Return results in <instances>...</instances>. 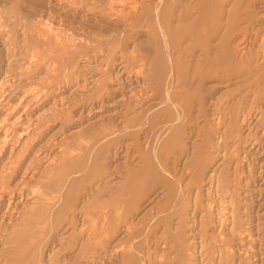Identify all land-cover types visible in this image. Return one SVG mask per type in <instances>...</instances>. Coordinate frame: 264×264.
<instances>
[{"label": "rangeland", "instance_id": "obj_1", "mask_svg": "<svg viewBox=\"0 0 264 264\" xmlns=\"http://www.w3.org/2000/svg\"><path fill=\"white\" fill-rule=\"evenodd\" d=\"M0 264H264V0H0Z\"/></svg>", "mask_w": 264, "mask_h": 264}, {"label": "bare ground", "instance_id": "obj_2", "mask_svg": "<svg viewBox=\"0 0 264 264\" xmlns=\"http://www.w3.org/2000/svg\"><path fill=\"white\" fill-rule=\"evenodd\" d=\"M162 1H164V0H162ZM191 1H192V0H191ZM201 1H202V0H201ZM141 2H142V1H141ZM193 2H194V1H193ZM205 2H206V4H207L208 1H205ZM222 2H223V1H222ZM226 2H227V1H226ZM150 3H151V2H150ZM159 3H160V2H159ZM184 3H185V2H184ZM188 3H189V2H188ZM188 3H187V5H188ZM197 3H198V1H197ZM137 4H138V3L134 4V6L137 5ZM140 4H141V3H140ZM189 4H190V3H189ZM193 4H196V1H195V3H193ZM206 4H205V6H206ZM211 4H212V3H211ZM150 5H151V4H150ZM174 5H175V4H174ZM218 5H219V4H218ZM137 6H138V5H137ZM190 6H191V4H190ZM192 6H193V5H192ZM195 6H196V5H195ZM213 6H214V5H213ZM112 7H113V6H112ZM112 7H111V9H112ZM139 7H140V6H139ZM148 7L150 8V6H148ZM216 7H217V6H216ZM130 8H131V6L129 7V10H130ZM137 8H138V7H137ZM137 8H135V9H137ZM142 8H143V7H142ZM142 8H141V9H142ZM144 8H145V7H144ZM189 8H190V7L187 6V9H189ZM193 8H194V6H193ZM196 8H198V7H196ZM196 8H195V9H196ZM213 8H214V7H213ZM117 9H118V8H117ZM127 9H128V8H127ZM132 9H133V8H132ZM170 9H172V8H170ZM204 9H205V8H204ZM217 9H218V7H217ZM125 10H126V9H125ZM142 10H147V9H142ZM172 10H173V9H172ZM211 10H212V9H211ZM114 11H116V10L114 9ZM133 11H134V10H133ZM179 11H181V10H179ZM124 12H126V11H123V14H124ZM136 12H137V10L135 11V14H136ZM144 12H145V11H144ZM177 12H178V11H177ZM185 12H186V10H185ZM190 12H191V11H190ZM192 12H193V10H192ZM202 12L204 13V12H206V10H205V11L202 10ZM211 12H213V11H211ZM129 13H133V12L130 11ZM129 13H128V15H129ZM141 13H142V12H141ZM213 13H214V12H213ZM216 13H217V12H216ZM110 14H111V13H110ZM114 14H115V13H114ZM126 14H127V13H125L124 15H126ZM205 14H206V13H205ZM218 14H219V13H218ZM228 14H230V13H228ZM116 15H117V14H116ZM116 15H115V16H116ZM121 15H122V14H121ZM131 15H132V14H131ZM136 15H137V14H136ZM145 15H146V14H145ZM157 15H158V13H157ZM159 15H160V14H159ZM183 15H184V13H183ZM183 15H182V16H183ZM187 15H189V14H187ZM206 15H207V14H206ZM216 15H217V14H216ZM107 16H108V15H107ZM111 16H112V15H111ZM134 16H135V15H134ZM142 16H143V15H142ZM142 16H141V17H142ZM171 16H172V15H171ZM176 16H177V15H176ZM182 16H181V18H182ZM204 16H205V15H204ZM225 16H226V15H225ZM228 16H230V15H228ZM131 17H132V16H131ZM141 17H140V18H141ZM159 17H160V16H159ZM186 17H187V16H186ZM201 17H202V16H201ZM210 17H211V14H210ZM126 18H127V17H126ZM132 18H133V17H132ZM136 18H137V17H136ZM179 18H180V17H179ZM183 18H185V17L183 16ZM226 18H227V17H226ZM169 19H170V21H171V18H169ZM191 19H192V18H190V19L187 18V20H186V19H182V20H184V21L186 20V22H187V21L189 22V20H191ZM196 19H197V18H196ZM203 19H204V17H203ZM203 19H202V21H203ZM206 19H207V18H206ZM133 20H134V19H133ZM159 20H160V19H159ZM223 20H224V18H223ZM223 20H222V22H223ZM134 21H135V20H134ZM175 21H176V20H175ZM179 21H180V20H179ZM179 21H178V22H179ZM192 21H193V20H192ZM192 21H190V22H192ZM157 22H158V21H157ZM169 23H170V22H169ZM176 23H177V22H175V24H176ZM202 23H203V22H202ZM202 23H201V24H202ZM157 24H158V27L161 26L160 29L162 30V28H163V27H162V24H161V23H157ZM159 24H161V25L159 26ZM230 24H231V23H230ZM188 25H189V24H188ZM200 26H201V25H200ZM200 26H199V27H200ZM230 26H231V25H230ZM230 26H229V28H230ZM174 28H175V27H174ZM130 31H131V30H130ZM164 32H165V31H164ZM164 32H163V34H164ZM173 32H174V31H173ZM182 33H183V32H182ZM165 34H166V33H165ZM165 34L162 35V37H163V36L165 37V36H166ZM123 35H124V34H123ZM159 35H160V34H159ZM224 35H226V34L224 33ZM160 36H161V35H160ZM166 37H168V36H166ZM198 37H199V36H198ZM198 37H197V38H198ZM57 38H58V37H57ZM59 38H60V40H62L61 37H59ZM123 38H126V37H122L121 39H123ZM222 38L225 39V37H221V39H222ZM160 39H161V38H160ZM164 39H165V38H164ZM195 39H196V38H195ZM58 40H59V39H58ZM58 40H57V41H58ZM124 40H125V39H124ZM167 40H168V39H167ZM192 40H193V39H192ZM198 40H199V39H198ZM201 42H202V41H201ZM207 43H208V42H206L205 44H207ZM60 44H61V43H60ZM197 44H198V43H197ZM200 44H201V43H200ZM190 46H191V45H190ZM156 49H157V48H156ZM163 49H164V48H163ZM163 49H162V51H163ZM173 49H174V48H173ZM189 49H190V48H189ZM164 50H165V49H164ZM166 50H167V49H166ZM169 52H170V51H169ZM169 52H168V53H169ZM162 53H163V52H162ZM162 53H161V54H162ZM180 53H181V52H180ZM163 55H164V54H163ZM170 55H171V54H170ZM158 56H159V55H158ZM161 56H162V55H161ZM165 56H166V55H165ZM208 56H209V55H208ZM174 57H176V55H175ZM154 58H155V57H154ZM172 58H173V57H172ZM173 59H174V58H173ZM161 60H162V58H161ZM167 60H168V58H167ZM168 61H169V60H168ZM174 61H176V59H174ZM177 61H178V60H177ZM169 62H170V61H169ZM172 63H173V62H172ZM175 64H177V63H175ZM170 65H171V63H170ZM177 65H178V64H177ZM174 67H176V66L174 65ZM135 68H136V66H135ZM173 70H175V69H173ZM207 70H208V69H207ZM210 70H211V69H210ZM137 71H138V70H137ZM141 71H142V70H141ZM141 71H139V72H141ZM214 74H215V73H214ZM225 74H226V73H225ZM216 75H217V74H216ZM216 75H215V76H216ZM226 75H227V74H226ZM228 75H229V73H228ZM169 77H170V76H168V78H169ZM160 81H161V80H160ZM171 81H172V80H171ZM167 82H168V81H167ZM174 82H175V80H174ZM169 84H170V83H169ZM171 84H174V83L172 82ZM176 85H177V84H176ZM185 86H186V84H185ZM161 87H162V86H161ZM166 87H167V85H166ZM170 88H171V87H170ZM170 88H167V89H170ZM165 90H166V89H165ZM170 90H171V89H170ZM174 90H175V89H174ZM166 92H167V90H166ZM168 92H169V90H168ZM168 92H167V93H168ZM163 93H164V92H163ZM170 93H171V91H170ZM168 94H169V93H168ZM172 94H174V93H172ZM164 95H165V94H164ZM166 96H168V95H166ZM170 97H171V96H170ZM175 97H176V96H175ZM38 98H39V97H38ZM164 98H165V97H164ZM172 99H173V98H172ZM175 99H176V98H175ZM175 99H173V100H175ZM159 100H160V97H159ZM163 100H164V99H163ZM163 100H162V101H163ZM162 101H161V103H162ZM166 101H167V100H166ZM166 101H165V102H166ZM163 102H164V101H163ZM168 103H169V101H168ZM169 104H171V103H169ZM173 104H175V103L173 102ZM231 104H232V103H231ZM174 106L176 107V105H174ZM231 107H232V106H231ZM232 108H233V107H232ZM172 109H173V108H172ZM175 109H176V108H175ZM173 110H174V109H173ZM180 110H181V109H180ZM189 110H190V109H189ZM199 110H200V109H199ZM199 110H198L197 112H199ZM203 110H204V109H203ZM176 111H178V109H176ZM178 112H179V111H178ZM188 113H189V112H188ZM202 113H203V112H202ZM190 114H191V112H190ZM196 114H197V113H196ZM20 115H21V114H20ZM184 115H185V114H184ZM179 116H180V115H179ZM224 116H225V115H224ZM224 116H223V117H224ZM182 117H183V116H182ZM185 117L187 118V116H185ZM176 118H177V117H176ZM226 118H227V117H226ZM179 119H180V118H179ZM221 120H222V119H221ZM178 121H179V120H178ZM183 123H185V122H183ZM188 123H189V122H188ZM181 124H182V123H181ZM181 124H180V125H181ZM23 126H24V125H23ZM218 126H220V125H218ZM230 128H231V127H230ZM230 128H229V129H230ZM229 129H228V130H229ZM231 129H232V128H231ZM170 130H171V129H170ZM228 130H227V131H228ZM26 133H27V132H26ZM206 133H207V132H206ZM23 135H24V134H23ZM176 135H177V134H176ZM221 135H222V134H221ZM221 135H220V136H221ZM209 136H210V135H209ZM222 138H223V137H222ZM206 140H207V139H206ZM209 140H211V139H209ZM175 142H176V140L174 141V143H175ZM209 142H210V141H209ZM217 142H218V141H217ZM221 142H222V141H221ZM223 142H224V141H223ZM225 143H226V142H225ZM216 144H217V143H216ZM210 145H211V144H210ZM206 148H207V147H206ZM207 149H208V148H207ZM201 153H202V152H201ZM203 153H204V149H203ZM193 156H194V155H193ZM188 158H189V157H188ZM166 167H167V166H166ZM173 167H174V166H173ZM200 167H201V166H200ZM141 169L143 170V172H142V177H145V178H143L145 184H144L142 187H140L139 190H140L141 193H146V192L149 193L151 189L149 188V187H150L149 185H148L149 187L147 186V184H149V181H150V180H149V173H147V169H148V168H147V169L145 168V170H144L143 168H141ZM169 169H170V168H169ZM149 170H150V169H148V171H149ZM201 170H202V169H201ZM167 171H168V170H167ZM169 171H170V170H169ZM169 171H168V173L170 174ZM150 173H151V171H150ZM159 173H160V172H159ZM200 173H202V171H201ZM213 173H214V172H213ZM213 173H211V174H212L211 176L209 175L210 177H208V178H210V179H208V180H213V179H212V178H213ZM160 174H161V173H160ZM160 174H159V175H160ZM166 174H167V172L165 173V175H166ZM174 174H175V170H174ZM153 175H154V174H153ZM153 175H152V176H153ZM155 175L157 176L158 173L156 174V172H155ZM163 175H164V174H163ZM170 175H171V174H170ZM216 175H218V173H216ZM161 176H162V175H161ZM173 176H174V175H173ZM154 177H155V176H153V178H154ZM163 177H164V176H163ZM168 177H169V176H168ZM170 177H171V176H170ZM215 177H216V176H215ZM218 177H219V175H218ZM219 178H220V177H219ZM155 179H156V178H155ZM157 179H158V178H157ZM159 179H160V178H159ZM215 179H216V178H215ZM153 180H154V179H153ZM151 181H152V180H151ZM154 181H155V180H154ZM159 181H160V180H159ZM202 181H203V180H202ZM206 181H207V180H206ZM175 182H176V181H175ZM179 182H180V181H179ZM209 182H210V181H209ZM216 182H217V180H216ZM150 183H151V182H150ZM160 183H161V182H160ZM217 183H218V182H217ZM176 184L178 185L179 183H176ZM214 184H215V183H213V185H214ZM180 185H182V184L180 183ZM187 186H188V185H187ZM189 186H190V185H189ZM177 187H178V186H177ZM179 187H180V186H179ZM167 188H168V193H165V191L162 190V194L165 193V197H166L167 199H169V198L171 197V194H170V192H171V187H170V185H169ZM167 188H166V192H167ZM184 188H185V187H184ZM184 188H183V189H184ZM162 189H163V188H162ZM188 189H189V188H188ZM198 189H199V187H198ZM179 190H180V188H179ZM181 190H182V189H181ZM200 190H201V189H200ZM208 190H209V189H208ZM210 190H211V189H210ZM188 191H189V190H188ZM181 192H182V191H181ZM183 192H184V191H183ZM183 192H182V193H183ZM192 192H193V191H192ZM211 192H212V191H211ZM187 193H188V192H187ZM190 193H191V192H190ZM190 193H189V194H190ZM215 193H216V192H215ZM179 194H180V193H179ZM197 194H198V193H197ZM216 194H217V193H216ZM180 195H181V194H180ZM186 195H187V194H185V196H186ZM162 196H163V195H162ZM195 196H196V195H195ZM176 197H177V196H176ZM178 197H179V195H178ZM178 197H177V198H178ZM183 197H184V196H183ZM220 197H221V196H220ZM158 198H160V196H159ZM180 199H182L183 201L185 200V199H183V198H180ZM219 199H222V198H219ZM175 200H176V199H175ZM174 202H175V201H174ZM179 202H180V201H179ZM122 203H123V202H122ZM143 203H144V202H143ZM221 203H222V201H221ZM121 205H122V204H121ZM140 205H141V204H140ZM158 205H159V204H158ZM176 205H178V202L176 203ZM179 205H180V204H179ZM225 205H226V204H225ZM182 206H183V205H182ZM119 207H121V206H119ZM174 207H175V206H174ZM178 207H179V206H178ZM178 207H177V208H178ZM180 207H181V205H180ZM114 208H115V207H114ZM168 210H169V209H168ZM168 210H166V211H168ZM170 210H171V208H170ZM216 211H217V210H216ZM168 212L170 213V211H168ZM158 213H159V212H158ZM165 213L167 214V212H165ZM158 215H159V214H158ZM163 215H164V214H163ZM166 217H167V216H166ZM232 219H233V218H232ZM118 220H119V219H118ZM223 220H224V219H223ZM123 221L126 222L125 219H124ZM168 222H169V221H168ZM220 222H221V221H220ZM150 223H151V222H150ZM166 223H167V222H166ZM108 224H109V225L106 226L105 231H108V229L110 228V226H112L110 223H108ZM167 225H168V223H167ZM222 225H223V224H222ZM232 226H233V224H232ZM168 227H169V226H168ZM223 227H224V226H223ZM119 228H120V227H119ZM170 228H171V227H170ZM170 228H169V229H170ZM171 229H173V228H171ZM230 230H231V229H230ZM171 231H172V230H171ZM176 231H177V230H176ZM172 232H173V231H172ZM178 232H179V231H178ZM175 233L178 234L177 232H175ZM173 234H174V233H173ZM165 236H166V235H165ZM176 236H177V238H178V235H176ZM230 238H231V237H230ZM108 240L111 241V237H110V236H109ZM232 240H233V239H232ZM229 243H230V242H229ZM228 250H229V249H228ZM230 250H231V249H230ZM107 255H109V254H107ZM180 255H181V254H180ZM111 256H112V255H111ZM104 257H105V256H104ZM180 257H181V256H180ZM178 258H179V257H178ZM105 259H106V257H105ZM178 263H179V262H178Z\"/></svg>", "mask_w": 264, "mask_h": 264}]
</instances>
